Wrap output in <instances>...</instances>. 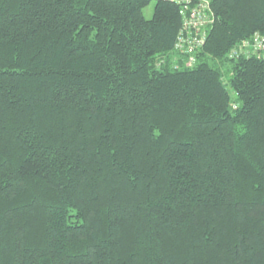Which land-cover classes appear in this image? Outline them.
<instances>
[{
    "label": "trees",
    "instance_id": "1",
    "mask_svg": "<svg viewBox=\"0 0 264 264\" xmlns=\"http://www.w3.org/2000/svg\"><path fill=\"white\" fill-rule=\"evenodd\" d=\"M0 264H264V0H0Z\"/></svg>",
    "mask_w": 264,
    "mask_h": 264
},
{
    "label": "built area",
    "instance_id": "2",
    "mask_svg": "<svg viewBox=\"0 0 264 264\" xmlns=\"http://www.w3.org/2000/svg\"><path fill=\"white\" fill-rule=\"evenodd\" d=\"M170 1H179L180 3H184V8L186 9L187 6H189V3L192 1V0H170ZM187 5V6H186ZM207 23V22H206ZM205 23V20L202 18L199 17L198 15V11H193L191 16L188 18L187 21H185V26H186V30L187 31H190V29H194V28H198V26H203L206 24ZM190 27H194V28H190ZM191 41V40H189ZM202 42V39H196L194 38L193 39V43H199L201 44ZM184 45V40L181 38V42H180V47L182 48Z\"/></svg>",
    "mask_w": 264,
    "mask_h": 264
},
{
    "label": "rangeland",
    "instance_id": "3",
    "mask_svg": "<svg viewBox=\"0 0 264 264\" xmlns=\"http://www.w3.org/2000/svg\"><path fill=\"white\" fill-rule=\"evenodd\" d=\"M155 4L156 2L152 1L150 5L145 9L144 13L147 19H151L153 17Z\"/></svg>",
    "mask_w": 264,
    "mask_h": 264
}]
</instances>
